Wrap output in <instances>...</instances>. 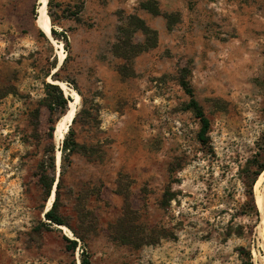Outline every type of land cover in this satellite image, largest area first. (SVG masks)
Returning a JSON list of instances; mask_svg holds the SVG:
<instances>
[{"label":"rangeland","instance_id":"rangeland-1","mask_svg":"<svg viewBox=\"0 0 264 264\" xmlns=\"http://www.w3.org/2000/svg\"><path fill=\"white\" fill-rule=\"evenodd\" d=\"M34 7L0 0V264H80L83 247L90 264H264V0H51L68 49ZM59 178L62 225L43 215Z\"/></svg>","mask_w":264,"mask_h":264},{"label":"trees","instance_id":"trees-1","mask_svg":"<svg viewBox=\"0 0 264 264\" xmlns=\"http://www.w3.org/2000/svg\"><path fill=\"white\" fill-rule=\"evenodd\" d=\"M50 8H51V0H48V2H47V9H48L47 13H48L50 21H51L52 15L50 13ZM33 15H34V18H36L37 8L35 11V7L33 8ZM39 34H40V36H44V33L41 30H39ZM52 34H53V36H56V34H60V36L64 42L65 49L69 48V43H68V40L66 39V36L64 33H57L52 27L51 28V36H52ZM65 60H66V58L64 59V61ZM51 76L56 77L57 75H56V73H54ZM53 82L54 83H62V82H57V81H53ZM54 83H45V86L54 92L53 104H55L56 106H60L62 109H65L67 107V104H68V109L66 110V112L61 117V119H62L65 116H68L70 114L71 97H65L63 95L62 91L57 86V84H54ZM59 86H61V85H59ZM181 86L184 89L185 93L189 96V103L187 105L188 108H190L194 112L195 116L199 120L200 129H199L198 134H197V139L203 145L207 141V133L209 132V126H210L209 119L206 117L201 105L195 99L193 89L190 86V84L188 83V81L182 80ZM74 88L76 89V87H74ZM51 108H50V110H52ZM75 118H76V116L73 118L72 123H74ZM55 130H56V127H55ZM77 146H78V143L73 138V131L71 128H69L67 131V134L64 136V138L62 140V146L60 148L62 159L65 160L68 155L74 153L77 149ZM45 163H46L45 167H43V163L41 164V171H40L41 173H40V177H39V182H40L42 188L46 191L45 198H47V196L50 195L51 188H52L54 181H55V178L53 175L54 174V168H55L54 167L53 151H50V154L47 157V160L45 161ZM263 169H264V164L261 165L259 172H261ZM259 172L256 173V175H258ZM59 185H60V178L55 183L54 199H53L50 207L43 214L46 221H48L52 224H56V225L65 224L64 221L61 219L60 215H58V213L55 211V205H56L55 202H56V199L58 197ZM247 198L248 199H247V202L245 204V212L247 214H250L251 216L258 217L259 211H258L256 204H255V201H254V195H253L252 189H250V191H248ZM68 242L71 246L70 248L75 250V248L77 247V241L68 240ZM80 257H81L80 258V264H90V261H89L88 255L86 253L85 247H83L81 249Z\"/></svg>","mask_w":264,"mask_h":264},{"label":"bare ground","instance_id":"bare-ground-1","mask_svg":"<svg viewBox=\"0 0 264 264\" xmlns=\"http://www.w3.org/2000/svg\"><path fill=\"white\" fill-rule=\"evenodd\" d=\"M47 2H48V0H38L37 23H38V26L40 27V29L49 38L52 39V37H51V21H50L49 15L47 13ZM53 41H54V39H53ZM59 55L60 56L58 58V65H60L62 63V61L64 60V58H65V54H64L63 51ZM74 114H75V109L72 107L71 110H70V114L68 116H65L64 120L65 121H71L72 117L74 116ZM65 126H63L60 129H58L59 131L57 133V138H58L59 141L63 139V137H64V135L66 133ZM58 158H59V156H58ZM58 161H59V159H58ZM51 202H52V197H51V199H50V201L48 203L47 209L50 207ZM257 205H258V209L260 211V216H261V220H260L259 223H260V226L262 227L263 232H264V196H257ZM261 238H263V237H261Z\"/></svg>","mask_w":264,"mask_h":264},{"label":"crops","instance_id":"crops-1","mask_svg":"<svg viewBox=\"0 0 264 264\" xmlns=\"http://www.w3.org/2000/svg\"><path fill=\"white\" fill-rule=\"evenodd\" d=\"M86 12H87V7L85 6V8L82 10V16H86Z\"/></svg>","mask_w":264,"mask_h":264},{"label":"water","instance_id":"water-1","mask_svg":"<svg viewBox=\"0 0 264 264\" xmlns=\"http://www.w3.org/2000/svg\"><path fill=\"white\" fill-rule=\"evenodd\" d=\"M37 2H38V0H37ZM42 31V30H41ZM43 32V31H42ZM44 33V32H43ZM45 34V33H44ZM74 118V117H73ZM73 120V119H72ZM72 122V121H71ZM54 192V191H53Z\"/></svg>","mask_w":264,"mask_h":264}]
</instances>
